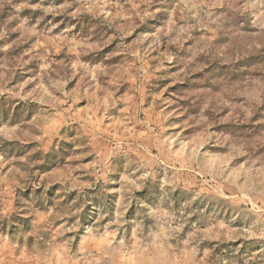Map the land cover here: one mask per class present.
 Instances as JSON below:
<instances>
[{"label": "rangeland", "instance_id": "1", "mask_svg": "<svg viewBox=\"0 0 264 264\" xmlns=\"http://www.w3.org/2000/svg\"><path fill=\"white\" fill-rule=\"evenodd\" d=\"M0 264H264V0H0Z\"/></svg>", "mask_w": 264, "mask_h": 264}]
</instances>
